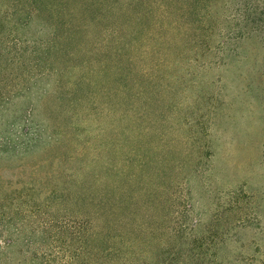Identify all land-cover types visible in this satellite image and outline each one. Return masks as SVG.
<instances>
[{
	"label": "rangeland",
	"instance_id": "rangeland-1",
	"mask_svg": "<svg viewBox=\"0 0 264 264\" xmlns=\"http://www.w3.org/2000/svg\"><path fill=\"white\" fill-rule=\"evenodd\" d=\"M64 1L59 41L64 11L0 0V182L156 198L264 264V0Z\"/></svg>",
	"mask_w": 264,
	"mask_h": 264
},
{
	"label": "trees",
	"instance_id": "trees-1",
	"mask_svg": "<svg viewBox=\"0 0 264 264\" xmlns=\"http://www.w3.org/2000/svg\"><path fill=\"white\" fill-rule=\"evenodd\" d=\"M32 9L56 8L62 32L74 35L81 18L66 6L33 0ZM82 2V1H81ZM85 0L84 8L102 6ZM82 16V15H81ZM98 22V17H93ZM43 48H57L54 43ZM66 47V46H65ZM67 48V47H66ZM22 188L0 182V264H212L208 245L184 214L161 213V200L76 192L67 187ZM38 194L39 196H34ZM198 242V243H197Z\"/></svg>",
	"mask_w": 264,
	"mask_h": 264
}]
</instances>
